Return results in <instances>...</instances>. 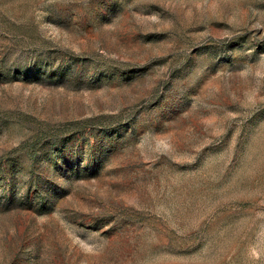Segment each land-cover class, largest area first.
<instances>
[{"label":"rangeland","instance_id":"rangeland-1","mask_svg":"<svg viewBox=\"0 0 264 264\" xmlns=\"http://www.w3.org/2000/svg\"><path fill=\"white\" fill-rule=\"evenodd\" d=\"M0 264H264V0H0Z\"/></svg>","mask_w":264,"mask_h":264}]
</instances>
